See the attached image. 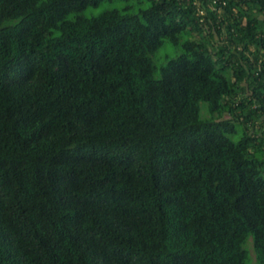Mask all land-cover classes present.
Segmentation results:
<instances>
[{
  "label": "trees",
  "instance_id": "trees-1",
  "mask_svg": "<svg viewBox=\"0 0 264 264\" xmlns=\"http://www.w3.org/2000/svg\"><path fill=\"white\" fill-rule=\"evenodd\" d=\"M103 1L0 0V264H264V0Z\"/></svg>",
  "mask_w": 264,
  "mask_h": 264
},
{
  "label": "rangeland",
  "instance_id": "rangeland-1",
  "mask_svg": "<svg viewBox=\"0 0 264 264\" xmlns=\"http://www.w3.org/2000/svg\"><path fill=\"white\" fill-rule=\"evenodd\" d=\"M127 4H132L133 8L138 9L140 6L146 7L150 4V0H145L138 3L137 0H104L99 5L90 6L85 9L84 13L87 15L98 14L106 8H121ZM182 51V48H176L173 44L166 40L165 44L161 46L154 54L157 64L160 66L166 61L168 56H176ZM252 237H250L247 246L252 244ZM253 262V257L250 252V264ZM253 264H257L256 261Z\"/></svg>",
  "mask_w": 264,
  "mask_h": 264
}]
</instances>
